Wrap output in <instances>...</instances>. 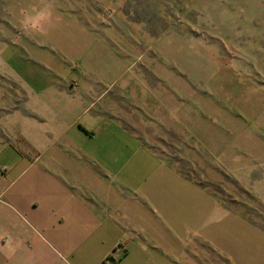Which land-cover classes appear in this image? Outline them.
<instances>
[{
    "label": "rangeland",
    "instance_id": "rangeland-1",
    "mask_svg": "<svg viewBox=\"0 0 264 264\" xmlns=\"http://www.w3.org/2000/svg\"><path fill=\"white\" fill-rule=\"evenodd\" d=\"M0 44L4 62L92 84L102 114L264 229V0H0ZM3 89L26 111L21 81Z\"/></svg>",
    "mask_w": 264,
    "mask_h": 264
},
{
    "label": "crops",
    "instance_id": "crops-1",
    "mask_svg": "<svg viewBox=\"0 0 264 264\" xmlns=\"http://www.w3.org/2000/svg\"><path fill=\"white\" fill-rule=\"evenodd\" d=\"M46 25L30 26L34 47ZM89 86L0 55V264H264V229L102 114Z\"/></svg>",
    "mask_w": 264,
    "mask_h": 264
},
{
    "label": "built area",
    "instance_id": "built-area-1",
    "mask_svg": "<svg viewBox=\"0 0 264 264\" xmlns=\"http://www.w3.org/2000/svg\"><path fill=\"white\" fill-rule=\"evenodd\" d=\"M2 170H5L4 168H2Z\"/></svg>",
    "mask_w": 264,
    "mask_h": 264
}]
</instances>
